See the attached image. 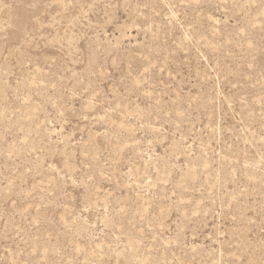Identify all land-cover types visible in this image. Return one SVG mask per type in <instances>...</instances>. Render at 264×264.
Segmentation results:
<instances>
[{
    "label": "rangeland",
    "instance_id": "rangeland-1",
    "mask_svg": "<svg viewBox=\"0 0 264 264\" xmlns=\"http://www.w3.org/2000/svg\"><path fill=\"white\" fill-rule=\"evenodd\" d=\"M0 264H264V0H0Z\"/></svg>",
    "mask_w": 264,
    "mask_h": 264
}]
</instances>
